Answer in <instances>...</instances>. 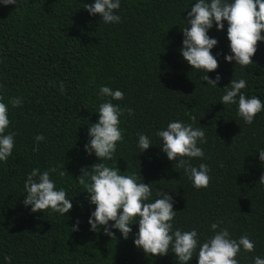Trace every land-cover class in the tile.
Instances as JSON below:
<instances>
[{
	"label": "trees",
	"instance_id": "16d2710c",
	"mask_svg": "<svg viewBox=\"0 0 264 264\" xmlns=\"http://www.w3.org/2000/svg\"><path fill=\"white\" fill-rule=\"evenodd\" d=\"M93 2L18 0L4 6L0 0V102L9 110L5 134L15 133L12 155L0 161V264H179L171 248L165 256H147L137 248L138 224L132 225L128 239L116 229L115 238L102 228L90 230L95 205L76 178L81 168L99 162L84 145L89 124L99 119L100 104L111 100L100 95L103 86L124 93L123 100L111 101L122 110L123 139L104 163L151 183L153 202L157 191L168 192L177 211L173 230L195 229L202 243L217 222L231 238L248 234L254 242V252L241 249L239 264L264 258V185L258 183L264 174L258 154L264 149V109L249 125L237 115V105L220 103L232 79L246 80L242 92L264 103V41L258 42L251 64L227 62L228 24L224 21V30L217 31L214 23L208 35L218 41L211 50L218 68L207 73L212 79L221 76L214 87L203 81V70L192 69L180 54L181 28L197 0H120L116 14L121 20L108 24L84 9ZM13 97H20L22 105L13 108ZM172 121L203 128L207 142L198 146L204 158L190 162L209 166L207 188H194L184 170L160 150L162 141L155 133ZM138 133L152 142L143 153ZM38 134L45 139L33 151ZM33 168L68 173L50 176L71 199L68 213H32L23 204L24 182ZM188 264H198V257Z\"/></svg>",
	"mask_w": 264,
	"mask_h": 264
},
{
	"label": "clouds",
	"instance_id": "9594fccd",
	"mask_svg": "<svg viewBox=\"0 0 264 264\" xmlns=\"http://www.w3.org/2000/svg\"><path fill=\"white\" fill-rule=\"evenodd\" d=\"M17 2L18 0H2L4 6L17 5ZM120 6V0H94L91 4H85L84 9L93 16L99 15L108 24L120 22L121 17L116 14ZM224 21L228 24L227 39L231 52L225 55V60H234L236 65L242 67L251 64L258 42L264 41V35L261 34L264 32V0H197L187 12V26L181 28L183 41L180 54L192 69L203 70V81L214 87L221 76L217 74L212 79L207 73L218 68V61L211 52L218 41L210 38L208 31L214 23L217 31L224 30ZM246 85L247 81L244 79H232L224 87L220 103L237 105V115L244 123L251 125L256 115L264 109V103L256 96L246 97L242 92ZM60 90L64 91L63 82L60 83ZM100 95L110 97L111 100L100 104L97 112L99 119L89 124V140L84 145L88 155L94 153L99 162L91 165L90 169L81 168V175L76 178L84 186L83 192L88 193L86 199L91 205H95L88 220L90 230L99 232L102 228L105 235L115 238L112 229H116L124 239H128L132 233V225L138 224V232L134 235V245L137 248L142 249L147 256H165L171 248L179 264H188L194 256L198 257V264H239L236 257L241 249L246 253L254 252L255 244L248 234L241 235L238 239L231 238L228 229L221 228L217 222L210 226L213 235L202 243L195 229L173 230L172 222L177 211L174 210V201L168 192L157 191L158 198L153 202L151 183L138 182L135 175L121 174L118 167H109L104 163L112 159L117 142L123 139L119 127L122 110L111 101L123 100L124 93L103 86L100 88ZM9 103L15 108L21 106L23 101L20 97H13ZM8 111V106L0 102V161H7L15 146V133L5 134L10 124ZM127 111L129 115L133 113L130 108ZM155 135L162 141L160 150L169 161L174 162L175 168L184 170L193 187L207 188L211 179L209 166L206 163L193 166L190 162L194 158H204V151L198 146V142H207L203 128H194L192 124L182 121H172L166 128L157 130ZM137 136L138 147L143 153L152 146V142L146 134L138 133ZM44 139L42 134L34 137L36 146L33 151L39 150V143ZM258 154L260 161L264 162V149ZM52 173H58L61 177L68 175L65 170L58 168L44 171L33 168L27 175L23 204L26 207L30 205L32 213L51 209L65 215L73 208L66 191L63 188L57 190L50 178ZM258 183L264 185V174L259 177ZM110 221L113 223L109 224ZM78 225L79 221L72 227L74 231L78 230ZM5 260L10 262L11 257L6 256ZM253 264H264V258L254 257Z\"/></svg>",
	"mask_w": 264,
	"mask_h": 264
}]
</instances>
